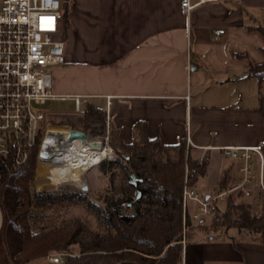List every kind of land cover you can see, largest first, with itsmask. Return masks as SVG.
<instances>
[{
  "label": "crops",
  "instance_id": "0c3cea01",
  "mask_svg": "<svg viewBox=\"0 0 264 264\" xmlns=\"http://www.w3.org/2000/svg\"><path fill=\"white\" fill-rule=\"evenodd\" d=\"M61 2L66 59L53 71L55 93L106 108L108 126L118 127L125 141L140 120L151 139L168 145L190 134L193 152L209 154L200 190H220L226 171V190L234 188L243 161L224 150L264 146V85L247 77L249 62L264 63V35L255 29L264 27V0L210 2L190 14L182 0ZM86 125L91 138L95 128ZM257 181L252 200L239 197L253 212L260 211ZM179 264H264V242L231 231L199 235L183 241Z\"/></svg>",
  "mask_w": 264,
  "mask_h": 264
},
{
  "label": "trees",
  "instance_id": "16d2710c",
  "mask_svg": "<svg viewBox=\"0 0 264 264\" xmlns=\"http://www.w3.org/2000/svg\"><path fill=\"white\" fill-rule=\"evenodd\" d=\"M255 29L264 35L263 26ZM247 77L264 85V63L249 62ZM84 118L103 138L109 131V143L117 157L101 164L120 169L124 186L118 197L106 196L105 204L98 207L101 230L93 231L79 219L34 230L32 209L40 195L33 193L38 145L29 161L15 171L10 170L9 159L0 157V264H37L57 252L71 254L64 264H179L183 241L199 235L210 237L235 230L249 240L264 242V208L253 212L249 204L238 200L240 194H231L225 209L214 205L210 222L195 224L188 214L184 223L186 166L196 170L190 178L194 186L207 175L209 166V154L200 162L193 156V148L188 149L186 137L173 145L165 144L161 137L151 139L148 123L140 120L133 127L131 140L125 141L118 127L108 126L107 109L92 102L85 104ZM261 149L264 152V146ZM230 179V171H226L220 191L226 190ZM126 186L137 190L132 202L136 212L131 216L122 214Z\"/></svg>",
  "mask_w": 264,
  "mask_h": 264
},
{
  "label": "built area",
  "instance_id": "2783aa9c",
  "mask_svg": "<svg viewBox=\"0 0 264 264\" xmlns=\"http://www.w3.org/2000/svg\"><path fill=\"white\" fill-rule=\"evenodd\" d=\"M218 1L225 0H182L181 5L183 12L190 14L197 6ZM61 10V0H0V157L10 160L12 171L29 161L37 145L38 164L42 157L52 158V148L46 152L45 145L48 143L54 147L68 142L74 131L85 133L87 139L83 140L89 144L96 141L73 125L60 126L69 131L67 136L60 134L55 130L57 125H52L39 108L50 101H73L76 111L80 112L84 100L81 95H61L54 91L52 69L64 65L66 59L65 43L61 39ZM224 32H216L215 38L218 39ZM187 68L190 71L191 64ZM111 99L112 96L107 97L108 105ZM102 139L109 145V135ZM98 142L103 144V141ZM187 147H196L190 134L187 135ZM224 151L227 155H233L234 152L239 154L243 161L240 168L242 177L232 189L203 192L190 184V178L196 170L187 165L183 190L185 224L188 214L193 222H205L213 216V206L224 204L231 194H240L242 200H252L257 180L262 197L255 205L260 211L263 210V150L258 147H236ZM203 159L204 156L199 157L200 162ZM193 204L195 210L192 211ZM68 255L71 254H50L47 264H64Z\"/></svg>",
  "mask_w": 264,
  "mask_h": 264
},
{
  "label": "rangeland",
  "instance_id": "374dc122",
  "mask_svg": "<svg viewBox=\"0 0 264 264\" xmlns=\"http://www.w3.org/2000/svg\"><path fill=\"white\" fill-rule=\"evenodd\" d=\"M59 68L60 67L53 68L52 72ZM84 106L85 105H83L81 112H77L73 101H50L47 105L39 108L46 114L47 119L52 122V125H73V127L88 133V126L83 119ZM89 134L93 140H96L95 142L103 141L104 146L111 147L113 157H108L104 162L114 160L115 157H117L116 152L110 143L109 146H107L104 142L105 140L102 139L100 130L93 129ZM98 135H100L99 138H97ZM57 151L58 147L56 149L54 148V157H56ZM193 156L199 158L197 152H193ZM37 157L38 156H36L35 174L33 179V193H38L40 195L37 197L38 201L32 209L31 222L33 229L40 230L46 227H59L63 226L68 221L79 219L91 230L97 232L100 231L101 228L96 217V211L99 206L105 204L106 196H114L116 198L121 194L118 190L124 188V186L121 179L122 176L119 175L120 169H111L108 165L102 166V164H99L82 171L79 182H68L60 185V187H62L61 189H56L57 186H54L56 184L51 185L49 180L47 181V179L43 178L44 170L39 169L37 171ZM239 163L242 164V161ZM114 170H118L116 171L118 175H116V177L112 176ZM61 182L64 183L65 180H62ZM196 187L199 188L198 185ZM124 192L123 198L126 204L122 207V214L129 216L135 215L136 211L135 208L132 207V202L137 197V190L126 186ZM239 201L243 202L242 200ZM91 204H93V206H91ZM220 208L225 209L226 204H220ZM191 210H195L194 204L192 205ZM210 221L211 218L206 220L207 223ZM194 223L197 224V222ZM231 232L236 231L233 230ZM37 264H47V259H44Z\"/></svg>",
  "mask_w": 264,
  "mask_h": 264
},
{
  "label": "bare ground",
  "instance_id": "6f19581e",
  "mask_svg": "<svg viewBox=\"0 0 264 264\" xmlns=\"http://www.w3.org/2000/svg\"><path fill=\"white\" fill-rule=\"evenodd\" d=\"M57 147V155L54 157V148L56 149ZM105 147L103 146L101 149L95 148L93 144H89L78 137L74 139L71 137L68 142L64 141L54 147L47 143L44 151L52 148L53 157H42L37 171L39 169L44 170L43 178L47 179V181L49 180L50 184H56L57 186L68 182H79L82 171L101 164L108 157H113L111 147ZM62 180H65V182L62 183Z\"/></svg>",
  "mask_w": 264,
  "mask_h": 264
},
{
  "label": "water",
  "instance_id": "95a60500",
  "mask_svg": "<svg viewBox=\"0 0 264 264\" xmlns=\"http://www.w3.org/2000/svg\"><path fill=\"white\" fill-rule=\"evenodd\" d=\"M76 137H78V138H81V139H87V135L85 134V133H83V132H79V131H74L73 133H72V139H74V138H76ZM93 146L95 147V148H99V149H101L104 145L101 143V142H94L93 143ZM62 187H60V186H57L56 187V189H61ZM139 197H140V194H139Z\"/></svg>",
  "mask_w": 264,
  "mask_h": 264
}]
</instances>
